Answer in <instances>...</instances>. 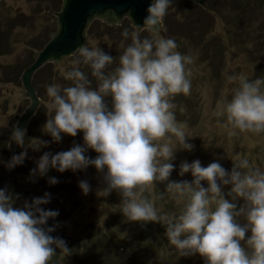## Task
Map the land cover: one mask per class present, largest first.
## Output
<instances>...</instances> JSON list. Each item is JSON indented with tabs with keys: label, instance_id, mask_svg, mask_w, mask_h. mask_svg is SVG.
Masks as SVG:
<instances>
[{
	"label": "clouds",
	"instance_id": "1",
	"mask_svg": "<svg viewBox=\"0 0 264 264\" xmlns=\"http://www.w3.org/2000/svg\"><path fill=\"white\" fill-rule=\"evenodd\" d=\"M172 2L151 0L142 25L123 29L121 35L131 43L114 70H107L114 57L98 45L80 46L70 70L61 68L70 83L46 87L48 119L42 131L53 142H59L62 134L82 133L83 145L56 154L45 152L31 175L94 166L103 174L104 196L113 191L120 194L119 210L127 221L164 225L168 246L177 258L198 254L205 264H264V167H252L243 157L233 163L231 171L218 162L202 167L195 160L182 163L178 173H191V182L169 181L174 153L193 148L187 142L193 136L186 123L177 121L171 102L178 94H190L186 66L192 58L177 51L174 39L158 35ZM143 32L152 38H141ZM217 115L226 118L229 136L264 134V77L250 80L241 75L231 99ZM25 135V128L15 127L9 146L11 142L23 146ZM37 141L34 148L47 146V141ZM88 149L97 153L94 159L85 155ZM26 155L25 151L13 155L6 167L11 170L22 164ZM165 181L169 198L187 197L178 216L158 213L154 202L142 196L146 188ZM57 182L55 177L48 181ZM225 185H231V201L222 194ZM78 186L84 195L91 190L87 181ZM237 199L243 200L239 208ZM49 200L50 194L45 193L14 207L15 198L6 188L0 189V264H49L57 249L70 254L63 239L50 235L56 225L45 227L58 215L41 207ZM238 217L246 222L241 225ZM246 233H250L247 239Z\"/></svg>",
	"mask_w": 264,
	"mask_h": 264
},
{
	"label": "rangeland",
	"instance_id": "2",
	"mask_svg": "<svg viewBox=\"0 0 264 264\" xmlns=\"http://www.w3.org/2000/svg\"><path fill=\"white\" fill-rule=\"evenodd\" d=\"M63 1L0 0V172L10 157V135L30 103L23 97L22 74L33 63L43 43L57 32L55 13L60 11ZM203 1L205 9L193 0H173L164 17L167 31L163 29V33L158 34L174 39L177 51L192 58V63L186 66L190 72V94H178L171 102L175 105L177 121L186 123L188 133L193 136L187 140L193 148L174 153L171 161L174 169L169 181L191 182V173L183 176L178 173L182 163L195 160H199L202 167L218 162L231 171L233 163L243 157L252 167H264V134L229 136L226 118L217 115L222 104L231 99L241 75L250 80L264 77V0ZM124 28L134 29L127 16L119 22L95 18L90 24L85 45H98L114 57L108 71L118 66L120 54L131 43L130 38L121 35ZM143 37L152 38V34L143 32ZM74 54L58 63H49L34 75L33 84L41 98L40 104L26 128L25 144L16 147L17 155L21 151L27 155L22 164L12 169L4 186L15 198L14 207L50 194L49 203L41 207L57 211L58 215L50 218L45 227L56 225L50 235L63 239L71 250L65 255L57 249L49 264H134L127 256L143 237L150 243L135 247L133 256L144 257L142 263L136 264H205L198 254L177 258L168 246L164 225L146 222V226L145 222L127 221L119 210L120 194L113 191L104 196L101 192L105 187L103 174L94 166L63 173L49 169L44 176L31 175L45 152L56 154L74 145H83L82 133L78 132L75 137L62 134L59 142H53L50 135L42 131L48 119L46 87L69 85L61 68L70 70ZM106 101L110 106V98ZM36 139L47 141V146L34 148L38 145ZM85 155L94 159L97 153L88 149ZM53 177L58 182L49 184ZM80 181L89 183L91 190L87 195L79 188ZM167 182H156L146 188L142 196L154 202L158 213L178 216L187 197L169 198L165 189ZM201 184L207 187L206 181ZM230 187L222 186V194L231 201ZM234 202L237 208L243 204L242 199ZM237 222L243 225L246 221L238 217ZM249 235L246 233L245 239ZM241 244L243 246L244 242Z\"/></svg>",
	"mask_w": 264,
	"mask_h": 264
},
{
	"label": "water",
	"instance_id": "3",
	"mask_svg": "<svg viewBox=\"0 0 264 264\" xmlns=\"http://www.w3.org/2000/svg\"><path fill=\"white\" fill-rule=\"evenodd\" d=\"M193 1L205 9L203 0ZM150 2L151 0H64L60 11L55 13L58 24L57 32L22 74L23 97L30 103L21 113L15 127L26 129L37 112L41 98L36 92L33 77L38 70L46 64L60 62L63 58L73 55L80 46L85 45L90 24L95 18H109L110 22H119L127 16L134 26L142 25ZM163 29L166 30L164 19ZM159 33L162 34L163 30ZM16 147L17 144L11 142L10 157L0 172V189H4L12 171L6 167V164L13 155H17Z\"/></svg>",
	"mask_w": 264,
	"mask_h": 264
},
{
	"label": "trees",
	"instance_id": "4",
	"mask_svg": "<svg viewBox=\"0 0 264 264\" xmlns=\"http://www.w3.org/2000/svg\"><path fill=\"white\" fill-rule=\"evenodd\" d=\"M49 40V39H48ZM47 40V41H48ZM47 41L46 42H44L43 43V46L47 43ZM42 46V47H43ZM42 47H41V49H42ZM40 49V50H41ZM46 65H50V64H46ZM45 65V66H46ZM44 66V67H45ZM43 68V67H42ZM148 224H150V222H147ZM146 223V226H148V224ZM139 241H140V244H141V246H140V248L142 247V246H144V245H149V243H150V241H148V240H145V237H143V238H141V239H138ZM139 243H138V241L136 242V245L129 251V255L127 256V258H128V261L129 262H132V263H134V264H136V263H142V260H144V257L143 256H141V255H138V257H134L133 256V250L135 249V247L137 246V245H140ZM141 254H144V252H142ZM133 259V260H132ZM154 259V258H153ZM150 260H148V261H145V262H149ZM154 261V260H153Z\"/></svg>",
	"mask_w": 264,
	"mask_h": 264
}]
</instances>
